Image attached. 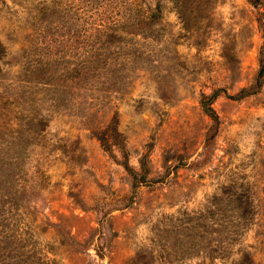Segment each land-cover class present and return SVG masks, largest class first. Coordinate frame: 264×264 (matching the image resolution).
Segmentation results:
<instances>
[{
	"label": "rangeland",
	"instance_id": "1",
	"mask_svg": "<svg viewBox=\"0 0 264 264\" xmlns=\"http://www.w3.org/2000/svg\"><path fill=\"white\" fill-rule=\"evenodd\" d=\"M150 2L161 13L143 38L107 37L120 1L0 0V264H236L243 252L264 264V83L226 97L253 84L259 9ZM34 47L104 68L54 90L26 84ZM214 90L203 149L199 101ZM112 118L104 149L91 131ZM141 162L161 181L134 189L125 165Z\"/></svg>",
	"mask_w": 264,
	"mask_h": 264
},
{
	"label": "trees",
	"instance_id": "2",
	"mask_svg": "<svg viewBox=\"0 0 264 264\" xmlns=\"http://www.w3.org/2000/svg\"><path fill=\"white\" fill-rule=\"evenodd\" d=\"M116 1L121 2L123 14L111 25H103L107 37L111 36L112 30L118 29L122 32H129L135 35H140L143 38H149L150 36L148 34L151 33L154 28V24H156L160 17L161 9L159 2L153 4L150 0ZM250 2L254 7L259 9L256 17V25L261 36V44L258 49V68L253 84L250 88H241L233 95H226V97L232 100H239L247 95L257 92L264 83V0H250ZM3 53L4 48L0 43V58ZM100 68H104L103 63L95 62L89 65L86 63H73L67 65L55 58L51 60L50 57L48 58L46 47L38 48V50L34 47L25 55L23 64H21L20 67V76L18 77H20L19 80L23 83H32L33 85H40L46 88L53 87L54 90L57 87V82L60 77L70 80H79L86 78L85 75L87 76L88 74L93 75V73H99ZM78 80L74 81L75 84H78ZM217 94L218 91L214 90L210 95L201 97L199 101L201 110L210 119L209 133H207L205 137L203 149L208 146L209 140L214 137L219 123L218 117L211 107V101ZM26 104L28 106V101ZM30 119L31 118H29L27 123H30ZM38 122H40L41 125L46 124L42 116L38 119ZM115 124V119L112 118L108 121L104 128H97L96 130L91 131L104 149H109L111 141L114 140L116 133ZM140 166L141 172L137 174L125 165V170L130 175L132 188L135 189L141 185H148L150 183L161 181V179L158 178L151 179L147 177L144 162H141ZM219 230H222V226H220ZM220 240L222 242V239ZM236 264H252V261L249 255L243 252L237 259Z\"/></svg>",
	"mask_w": 264,
	"mask_h": 264
}]
</instances>
